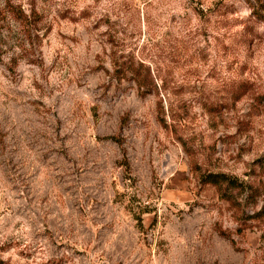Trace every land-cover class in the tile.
Listing matches in <instances>:
<instances>
[{"label": "rangeland", "instance_id": "374dc122", "mask_svg": "<svg viewBox=\"0 0 264 264\" xmlns=\"http://www.w3.org/2000/svg\"><path fill=\"white\" fill-rule=\"evenodd\" d=\"M0 264H264V0H0Z\"/></svg>", "mask_w": 264, "mask_h": 264}, {"label": "trees", "instance_id": "16d2710c", "mask_svg": "<svg viewBox=\"0 0 264 264\" xmlns=\"http://www.w3.org/2000/svg\"><path fill=\"white\" fill-rule=\"evenodd\" d=\"M205 183L216 187L222 194V188L226 183L232 185L233 182L224 175H209L204 178Z\"/></svg>", "mask_w": 264, "mask_h": 264}]
</instances>
